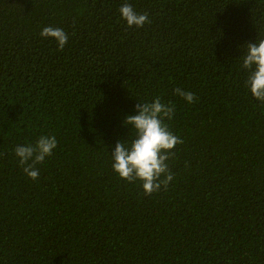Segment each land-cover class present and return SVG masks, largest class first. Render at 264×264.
Here are the masks:
<instances>
[{
  "label": "trees",
  "instance_id": "obj_1",
  "mask_svg": "<svg viewBox=\"0 0 264 264\" xmlns=\"http://www.w3.org/2000/svg\"><path fill=\"white\" fill-rule=\"evenodd\" d=\"M260 38L264 0H0V264H264V102L240 60ZM157 97L184 143L149 197L111 153ZM41 135L58 146L31 180L13 149Z\"/></svg>",
  "mask_w": 264,
  "mask_h": 264
},
{
  "label": "clouds",
  "instance_id": "obj_2",
  "mask_svg": "<svg viewBox=\"0 0 264 264\" xmlns=\"http://www.w3.org/2000/svg\"><path fill=\"white\" fill-rule=\"evenodd\" d=\"M118 11L120 19L128 27L142 28L151 23L149 14L137 12L131 3H122ZM39 35L42 39L54 40L58 51H63L69 42V34L61 27L43 26ZM244 47L246 52L240 60L241 68L249 73L245 86L256 100L264 102V38ZM174 92L189 104L196 100L191 91L175 88ZM135 107L137 114L127 115L123 120L124 126H131V135L127 140L116 143L111 153V167L118 178L127 183L139 181L143 194L151 197L160 193L162 188L168 191L175 173L167 161L173 154L172 150L184 141L165 123V119L172 120L175 116V106L171 102L164 104L157 97L150 103H138ZM57 146L55 135H41L34 144L17 145L13 152L23 173L31 180H38L40 172L36 165L50 157Z\"/></svg>",
  "mask_w": 264,
  "mask_h": 264
}]
</instances>
